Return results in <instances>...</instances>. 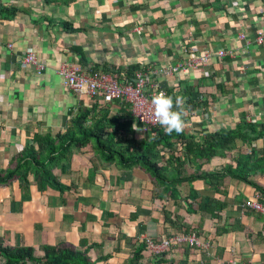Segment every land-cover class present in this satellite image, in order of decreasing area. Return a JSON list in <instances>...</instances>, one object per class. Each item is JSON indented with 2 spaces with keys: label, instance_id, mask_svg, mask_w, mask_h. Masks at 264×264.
I'll return each instance as SVG.
<instances>
[{
  "label": "crops",
  "instance_id": "0c3cea01",
  "mask_svg": "<svg viewBox=\"0 0 264 264\" xmlns=\"http://www.w3.org/2000/svg\"><path fill=\"white\" fill-rule=\"evenodd\" d=\"M2 8L11 13L0 14V167L8 166L37 134L64 132L85 112L94 109L86 126L107 118L110 131L116 130L115 122L123 125L126 114L132 117L126 104L94 101L68 90L58 74L65 64L78 66L87 75L103 72L117 80L137 66L136 73L152 74L160 89L173 91L174 101L184 98L182 133L196 142L207 134L236 130L244 121L257 123L264 134V49L253 43L264 32V0H0ZM183 48L188 54H182ZM221 51L227 55L216 58ZM207 53L211 57L205 67L180 69L172 76L159 73ZM28 54L38 56L45 66L42 74L23 64ZM194 93L197 101H208L205 109L195 108L197 102L189 100ZM138 125L133 118L135 140L141 142L147 134ZM175 148L173 164L168 165L189 177L226 165L238 167L235 161L241 157L262 159L264 137L253 146L236 144L225 157L206 165L187 160L184 143ZM116 150L120 151L119 144ZM102 151L91 144L74 149L65 160L68 171L55 169L66 191L41 192L33 185L31 197L23 199L19 181L1 186L4 244L34 247L43 256V246L68 242L88 251L98 264H127L131 245L137 248L145 240L160 244L190 226L205 240L207 250L175 248L166 259L264 264V214L252 207L263 201L254 187L235 178L215 187L196 179L179 185L180 198L174 199L141 166L107 163ZM159 155L157 163L166 166L174 151L161 150ZM252 179L264 187V174ZM195 194L200 202L217 201L213 208L222 204L214 211L215 218L203 212L200 230ZM103 257L109 260L99 262Z\"/></svg>",
  "mask_w": 264,
  "mask_h": 264
},
{
  "label": "trees",
  "instance_id": "16d2710c",
  "mask_svg": "<svg viewBox=\"0 0 264 264\" xmlns=\"http://www.w3.org/2000/svg\"><path fill=\"white\" fill-rule=\"evenodd\" d=\"M9 12V9H0V14H9ZM138 70V66L128 69L123 74L124 76L120 80L118 78L117 81L120 84L134 82ZM192 95L193 98H189V100L192 103L194 101L197 102L195 108L205 109L208 101H197V94L194 93ZM167 96H174L173 91H167ZM92 111L94 113V109ZM92 111L77 116L70 122L64 132L57 133L56 135H52L51 133L46 135L37 134L32 139L33 143L28 144L21 153L16 154L8 166L0 167V187L9 185L13 181H19L23 192V199L31 197L33 185H37L41 192H46L50 188L61 192L66 191L68 187L59 181L54 173L55 169L61 168L62 172H67L68 169L65 166L68 167L69 164L65 161L66 158H69L74 149H80L91 144L103 150V156L107 163L112 164L117 162L123 168L141 166L157 182L160 188L171 192L174 199L180 198L178 187L183 182H192L200 179L209 186L215 187L222 184L226 179L235 178L245 181L260 192L264 205V187L251 179L253 175L264 174V157L262 159L257 156L256 159L253 156H250L248 159L241 157L235 161L238 163V167L226 165L221 170L211 174L202 172L195 173L189 177H181L178 175L179 171L173 168L171 170V167L168 165L173 164L172 162L177 152L175 148L176 144L181 145L184 143L186 157H188L187 160L202 162L203 165L210 163L214 158L225 157L236 144L240 146V144L245 143L253 146L254 143L264 137V134L258 132L257 123L244 121L240 123L236 130L207 134L199 142H196L193 138H187L182 132L179 134L176 132L166 134L164 130H159L160 127H153V129H148L147 136L141 142H138L135 140L136 133L133 127V118L130 114H126L127 120L124 121L122 126L115 122L116 130L110 131L107 126V118L97 119L93 126H86V121L92 114ZM109 124L113 123L110 122ZM152 132L157 134L150 140ZM117 133L122 135V137L116 138ZM174 141L177 142L175 143ZM120 142H124L125 144ZM116 144H119L120 151L116 150ZM128 145L132 147L131 152ZM161 150L174 151L173 157L168 159L169 162L166 166H159L157 163L156 158L160 156L159 151ZM180 157L178 156L177 162L183 166L181 162L182 158ZM218 182L220 183L218 184ZM192 199L197 204L196 212L199 214L200 219L196 227L200 230L202 220L206 217L202 215L203 212L209 215L210 218H215L217 214L214 211H219L218 208H222V204H219V207H214V209L211 205H217V201L213 202L209 199H203L200 202V198L196 194ZM188 206L192 207V203H188ZM189 213L191 212L189 211ZM167 222H169L168 217ZM193 230V227L186 226L183 233L171 235L160 244L145 240L137 248L131 245V260L127 264H186L187 261L175 263L172 260L166 259V257L175 248L207 250V245L204 243L205 240L199 238V235L193 232ZM222 231L225 232L224 230ZM222 231L219 234H222ZM174 237H195L206 248L196 249L190 248L185 244H178L174 241ZM164 242H171L170 248L163 253H155L153 247H161ZM84 245L86 244L83 242L81 247H84ZM81 249L83 248L78 249L68 242H61L53 247L43 246L42 251L44 255L38 256L37 249L34 247L16 248L7 246L0 238V259L2 260L0 264H98V261L92 260L88 251H82ZM108 260V257H103L99 262Z\"/></svg>",
  "mask_w": 264,
  "mask_h": 264
},
{
  "label": "built area",
  "instance_id": "2783aa9c",
  "mask_svg": "<svg viewBox=\"0 0 264 264\" xmlns=\"http://www.w3.org/2000/svg\"><path fill=\"white\" fill-rule=\"evenodd\" d=\"M245 36H242L244 39ZM254 43L264 49V32L253 39ZM225 52H216L215 57L218 59L224 58ZM211 54L207 53L201 56L196 61H186L175 69L161 70L166 76H172L173 71L178 72L180 69H197V65H206L210 59ZM27 66H33L39 73H42L44 66L39 62L38 56L35 54H28L24 60ZM59 75L68 82L72 88V92L79 96H96L106 103H123L130 107V113L134 120L140 123L143 127V132L148 133V129L153 127H161L156 124L151 116L150 101L153 96L163 92L167 95L165 90H162L153 82V76L150 73L138 72L134 82L119 83L117 79L109 76L94 74L87 75L85 72L76 66L63 65L60 69ZM252 207L264 214V206L260 201L253 203ZM178 244H185L190 248L204 249L206 246L195 237L179 238L174 237ZM171 246V242H164L161 247H153V251L157 254L167 251Z\"/></svg>",
  "mask_w": 264,
  "mask_h": 264
},
{
  "label": "clouds",
  "instance_id": "9594fccd",
  "mask_svg": "<svg viewBox=\"0 0 264 264\" xmlns=\"http://www.w3.org/2000/svg\"><path fill=\"white\" fill-rule=\"evenodd\" d=\"M184 103L183 97L177 96L174 101L173 97L167 96L163 92L153 96L150 101L153 121L160 125L166 134L181 133L185 127L183 121ZM174 108L178 110H174Z\"/></svg>",
  "mask_w": 264,
  "mask_h": 264
},
{
  "label": "rangeland",
  "instance_id": "374dc122",
  "mask_svg": "<svg viewBox=\"0 0 264 264\" xmlns=\"http://www.w3.org/2000/svg\"><path fill=\"white\" fill-rule=\"evenodd\" d=\"M242 36H245V38L247 37L245 34H243V35H241V40H243L244 41V39H242ZM253 43H254V41H253ZM255 44V43H254ZM256 45V44H255ZM257 46V45H256ZM260 48V47H259ZM224 52V51H223ZM182 54H184V55H186V54H188V51L185 49V48H183L182 49ZM227 55V53L225 52V56ZM224 56V57H225ZM26 58V57H25ZM25 58H24V60H25ZM39 59V58H38ZM221 59H223V58H221ZM24 60H23V64H24ZM209 61H210V59L207 61V63H206V65L209 63ZM40 62V61H39ZM42 64V63H41ZM25 65V64H24ZM65 65H67V64H65ZM206 65H203V64H201V65H197L198 67H205ZM27 66V65H26ZM44 66V65H43ZM68 66H73V65H68ZM31 67H33V66H31ZM76 67H78V66H76ZM35 68V67H34ZM62 68V67H61ZM80 68V67H79ZM36 69V68H35ZM82 69V68H81ZM83 70V69H82ZM45 71V66H44V70L42 71V72H44ZM84 71V70H83ZM36 72H37V74H42V73H39L38 71H37V69H36ZM59 72H60V70L58 71V74H59ZM85 72V71H84ZM86 74V73H85ZM99 74H101V75H105V76H109V77H112V75H108V74H106V73H103V72H100ZM58 176L60 175L59 174V172L57 171V173H56ZM253 177V176H252ZM252 177H251V179H252ZM252 180H254V179H252ZM255 181V180H254ZM242 182H245V181H242ZM256 182H258V181H256ZM259 183V182H258ZM192 193H194V191H191ZM257 202V201H256ZM78 249H79V247H77Z\"/></svg>",
  "mask_w": 264,
  "mask_h": 264
},
{
  "label": "bare ground",
  "instance_id": "6f19581e",
  "mask_svg": "<svg viewBox=\"0 0 264 264\" xmlns=\"http://www.w3.org/2000/svg\"><path fill=\"white\" fill-rule=\"evenodd\" d=\"M65 86L68 90L72 91V88L70 86V84L68 82L65 81ZM90 99H93L94 101H101L100 98L96 97V96H89Z\"/></svg>",
  "mask_w": 264,
  "mask_h": 264
}]
</instances>
